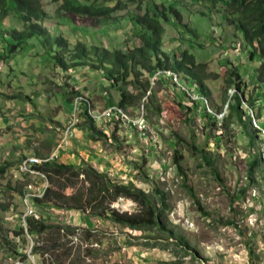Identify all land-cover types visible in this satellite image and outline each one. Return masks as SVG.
I'll list each match as a JSON object with an SVG mask.
<instances>
[{
    "label": "rangeland",
    "instance_id": "1",
    "mask_svg": "<svg viewBox=\"0 0 264 264\" xmlns=\"http://www.w3.org/2000/svg\"><path fill=\"white\" fill-rule=\"evenodd\" d=\"M215 1H125L107 24L94 27L57 15L61 2L42 0L47 16L41 24L52 36L63 34L71 47L83 41L90 47L124 51L140 44L134 15L161 14L174 4L182 20L172 14L168 22L162 20L163 48L177 56L188 50L197 62L206 63L211 96H200L184 74L167 71L168 76L176 75L173 80L161 71L151 76L152 93L149 89L127 110L117 106L119 116L112 114L115 106L104 108L95 123L110 137L93 138L84 126L85 101L93 104L90 114H97L108 95L120 98L119 87L138 95L143 90L132 83L110 86L103 70L88 65L68 71L57 67L46 54L45 40L32 38L13 47L0 59V166H7L0 174V264H52L43 249L35 251L37 241L42 244L46 236L27 233L29 214L77 227L75 236L63 238L69 241L71 256L77 255L76 264H264V60L251 59L255 47L229 24L226 3ZM106 4L113 6L116 0ZM2 28L25 27L11 10L0 25L1 39ZM3 47L9 45L1 44L0 54ZM230 66L241 76L239 111L230 107L235 86L226 93ZM247 114L252 121L245 128ZM130 116L143 128L126 124L124 117ZM76 129L88 139L76 136ZM38 152L66 163L89 162L111 178L151 194L157 222L130 227L26 201V192L40 194L47 185L46 177L31 168L40 161L35 158ZM113 206L138 209L124 197Z\"/></svg>",
    "mask_w": 264,
    "mask_h": 264
},
{
    "label": "trees",
    "instance_id": "2",
    "mask_svg": "<svg viewBox=\"0 0 264 264\" xmlns=\"http://www.w3.org/2000/svg\"><path fill=\"white\" fill-rule=\"evenodd\" d=\"M53 1L61 2L57 15L68 16L73 20H83L89 22L91 26L98 27L107 24L113 17L112 13L120 8L122 3L126 4L125 1L137 3L142 0H116V4L113 6L106 4L111 0ZM216 1L226 3L225 16L229 24L242 31L246 42L255 47V50L251 52V59L259 56L264 60V0ZM165 9L161 14L156 12L152 14L150 11H146L145 14H136L132 17L139 28L140 44L124 51L121 48L108 49L97 45L90 47L83 41H78L71 47L68 38L63 34L52 36L42 26L41 22L47 16L42 0H0V25L3 26L11 10H14L24 22L25 27L23 30L2 28L1 34L4 38H0V45L7 43L9 47L7 50L6 47H3L5 52L0 54V59L6 57L10 51L13 52V47L23 46L32 38L45 40V44L48 46L45 50L47 51L46 54H50L49 56L54 60L57 67L68 71L69 68L88 65L93 69L103 70L105 79L111 83L110 86L117 87L118 84L132 83L137 89L143 90L138 95L119 87L120 98L114 100L112 96L108 95L103 108L118 105L119 108L127 110L128 106L145 96V93L151 88V76L161 71L166 73V75L162 74L166 78L168 76L167 71L177 74V76L178 73L184 74L191 81L190 87L195 86L200 96L209 98L211 91L205 83V80L210 77V73L207 72V64L197 62L195 53L188 50L182 51L177 56L170 55L163 48L165 26L162 20L168 22L171 14L178 21L182 20V14L175 8L174 4H170L167 10ZM7 34L11 36V40L6 39L5 35ZM168 77L175 79L173 75ZM240 79L241 76L234 66L227 68L225 73L226 93L228 87L235 86L236 89L232 95L235 103L230 105L228 102V105L236 111H239L238 106L244 93L241 91V82H238ZM72 92L82 97L78 91ZM76 95L73 94L68 99L72 101ZM144 102L145 104L148 103L149 97H146ZM84 103L86 107L83 113L85 115L84 126L89 131L90 137L95 138L96 135L104 138L110 137L103 129L97 127L89 114V105L91 104L93 107V104L88 101ZM247 115V121L242 124L245 128L252 121L250 114ZM111 137L116 138L115 132L112 133ZM38 154L36 157L41 161L33 163V167L31 164V168L45 175L48 186L42 196L32 198L31 201L34 204L41 207L51 205L66 210H77L85 215L112 220L130 227L157 222L158 214L155 199L151 194L111 178L107 172L99 171L89 162L84 161L83 164L77 165L58 161L56 158H50V156L40 152ZM205 157L207 158V156ZM177 164L179 169L183 170L179 161ZM6 169V165L0 166V174H4ZM20 194L25 195L22 190ZM121 197L135 201L138 209L129 212L121 211L113 206ZM25 221L27 233L38 234L42 238L46 236V240H43L42 244H40L41 240L37 241L34 246L35 251L43 249V253H48L52 258V264L78 263L77 255L71 256L69 241L63 240V238L76 235V226L64 221L52 223L49 218L43 216L38 218L33 214L26 215ZM21 230L25 232L24 227ZM1 231L0 220V242L4 240ZM86 250L89 249L86 248ZM19 264L24 263L22 261Z\"/></svg>",
    "mask_w": 264,
    "mask_h": 264
},
{
    "label": "built area",
    "instance_id": "3",
    "mask_svg": "<svg viewBox=\"0 0 264 264\" xmlns=\"http://www.w3.org/2000/svg\"><path fill=\"white\" fill-rule=\"evenodd\" d=\"M158 74H159V72L156 73L154 76L157 77ZM112 106H115V113H112V114H118L117 113V106L118 105H112ZM103 110H104V108H99V112L97 114H90V112L89 111L88 112L91 115V117L93 118L94 122H98V121H100V119L102 117V111ZM118 116H119V114H118ZM124 119H125V123L126 124H129L131 126H137V127L141 128V129L143 128L142 125H138V119H134L131 116L130 117H124ZM42 175L45 176L44 174H42ZM47 186H48V182H47V185L45 186V188L43 189V191L40 194L38 192H29V191L26 192V201L32 200V198L34 196H42Z\"/></svg>",
    "mask_w": 264,
    "mask_h": 264
},
{
    "label": "crops",
    "instance_id": "4",
    "mask_svg": "<svg viewBox=\"0 0 264 264\" xmlns=\"http://www.w3.org/2000/svg\"><path fill=\"white\" fill-rule=\"evenodd\" d=\"M74 133L76 134V136H77V134H78L79 137H82V138L85 139V140L88 139V137H86L87 134H86L83 130H78V129H76V130L74 131Z\"/></svg>",
    "mask_w": 264,
    "mask_h": 264
},
{
    "label": "bare ground",
    "instance_id": "5",
    "mask_svg": "<svg viewBox=\"0 0 264 264\" xmlns=\"http://www.w3.org/2000/svg\"><path fill=\"white\" fill-rule=\"evenodd\" d=\"M169 74V73H168ZM170 76L172 75V73H170L169 74ZM174 76H176V75H174ZM177 79V78H176ZM90 112V111H89ZM35 158H37V157H35ZM52 158H54V157H52ZM41 161V160H40ZM32 167H33V164H32Z\"/></svg>",
    "mask_w": 264,
    "mask_h": 264
}]
</instances>
